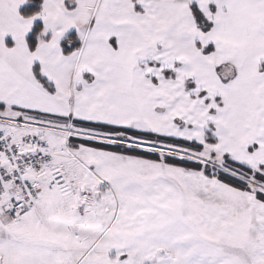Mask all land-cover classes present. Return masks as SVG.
<instances>
[{"label": "snow or ice", "instance_id": "obj_1", "mask_svg": "<svg viewBox=\"0 0 264 264\" xmlns=\"http://www.w3.org/2000/svg\"><path fill=\"white\" fill-rule=\"evenodd\" d=\"M0 264H264V0H0Z\"/></svg>", "mask_w": 264, "mask_h": 264}]
</instances>
